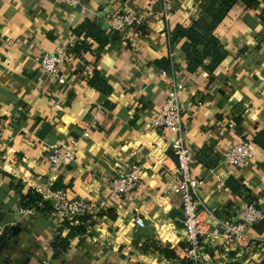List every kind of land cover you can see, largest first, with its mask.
I'll return each mask as SVG.
<instances>
[{
    "label": "crops",
    "instance_id": "obj_1",
    "mask_svg": "<svg viewBox=\"0 0 264 264\" xmlns=\"http://www.w3.org/2000/svg\"><path fill=\"white\" fill-rule=\"evenodd\" d=\"M172 2L167 21L160 0H85L76 7L63 0H0V229L7 234L0 264H182L173 135L151 127L167 99L163 71L185 85L186 143L205 207L219 220L238 219L250 202L263 213L243 246L224 235L206 238V260L264 264V148L254 143L264 145V0H236L215 28L225 58L212 73L191 72L184 40L171 45L168 34L192 27L213 1ZM121 12L137 13L145 23L114 32L109 23ZM86 23L85 32H77ZM77 47V62L61 69L65 83L42 70L43 53ZM165 61L168 70L158 64ZM71 138L78 139L76 159L52 170L50 146ZM242 139L252 141V162L226 165L224 152ZM133 166L138 187L128 195L112 193L113 179ZM30 190L50 203L64 191L105 208L63 251L54 245L68 230L52 212L21 207ZM204 219L214 227V219Z\"/></svg>",
    "mask_w": 264,
    "mask_h": 264
},
{
    "label": "built area",
    "instance_id": "obj_2",
    "mask_svg": "<svg viewBox=\"0 0 264 264\" xmlns=\"http://www.w3.org/2000/svg\"><path fill=\"white\" fill-rule=\"evenodd\" d=\"M67 5L80 6L85 0H63ZM162 12L167 21L172 19L174 7L172 0H160ZM144 19L134 12H121L113 16L109 25L114 32L127 29H139ZM78 57L72 51L58 50L55 53L45 52L41 55L42 70L59 83H65L62 68L77 62ZM162 76L168 79L167 99L162 109L152 117L151 127L159 132L169 131L173 135L170 145L177 161L175 174V191L181 199L184 216V246L179 255L181 261L189 264H214L206 260L203 241L212 236L224 235L228 239L243 246L248 240L247 231L263 218L262 211L255 203H247L240 211L238 219L219 220L214 211L207 209L201 198L202 182L193 174V156L186 143V129L183 122V105L181 95L185 89L183 82L174 78L173 71H163ZM1 137V134H0ZM77 138L68 140L65 146L53 145L49 148L48 159L52 170L76 159ZM253 160L252 141L242 139L228 148L222 161L231 167L246 166ZM141 181L139 169L133 166L126 174L113 179L109 187L112 193L128 195L133 192ZM52 214L59 227L68 230L66 225L85 226L91 229L105 208V203L93 204L83 198H69L64 191L58 192L51 201ZM205 217L214 219L215 225L209 227ZM138 227H145L141 218L135 219ZM69 231V230H68ZM3 230L0 229V236Z\"/></svg>",
    "mask_w": 264,
    "mask_h": 264
},
{
    "label": "trees",
    "instance_id": "obj_3",
    "mask_svg": "<svg viewBox=\"0 0 264 264\" xmlns=\"http://www.w3.org/2000/svg\"><path fill=\"white\" fill-rule=\"evenodd\" d=\"M207 7H204V12L201 18L195 22L192 27L186 28L183 26L176 27L172 32H169V41L172 45L178 41L184 40L183 50L188 55L190 60L189 70L191 72L196 71L199 68L207 70L209 73H212L225 58V52L222 50L219 41L213 35L215 28L221 23L225 18L229 10L235 5L236 0H212ZM246 3H250L252 0H243ZM88 24L83 25L77 32L80 34L85 32ZM96 38V37H95ZM98 41L100 39L96 38ZM108 40L102 44H107ZM80 47H77L74 53L77 57H80L78 53ZM73 52V51H72ZM205 61H208L206 64ZM166 61L158 63L161 68L168 70V66L164 67ZM168 67V68H167ZM100 85L104 86V83L101 80L97 81ZM254 143L261 145L264 148V145L258 140H254ZM40 206H43L46 211H52L51 203L44 201L43 197L35 192L30 190L27 195H23L21 199V207L23 209H37L41 210ZM68 228V234L66 237L59 236L57 237L56 243L54 245L55 249H61L66 251L69 247V240L76 235H80L86 232L85 226H71L66 225ZM63 231V229H61ZM62 234V233H61ZM165 256L169 259H175L176 256L174 252L169 249H161ZM182 264H189L188 262L182 261Z\"/></svg>",
    "mask_w": 264,
    "mask_h": 264
},
{
    "label": "water",
    "instance_id": "obj_4",
    "mask_svg": "<svg viewBox=\"0 0 264 264\" xmlns=\"http://www.w3.org/2000/svg\"><path fill=\"white\" fill-rule=\"evenodd\" d=\"M6 236H7V234H2L0 236V246H1L2 242L5 240Z\"/></svg>",
    "mask_w": 264,
    "mask_h": 264
}]
</instances>
